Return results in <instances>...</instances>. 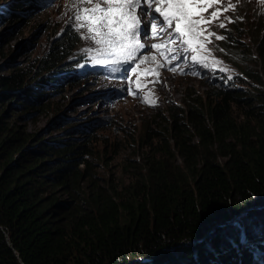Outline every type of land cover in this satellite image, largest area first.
Instances as JSON below:
<instances>
[{
  "label": "trees",
  "instance_id": "obj_1",
  "mask_svg": "<svg viewBox=\"0 0 264 264\" xmlns=\"http://www.w3.org/2000/svg\"><path fill=\"white\" fill-rule=\"evenodd\" d=\"M2 12L12 19L23 8ZM77 40L65 30L37 64L0 67V264H260L264 213L241 217L239 232L184 242L203 234L214 212L237 213L264 201V32L231 42L247 86L188 88L180 105L146 120L140 145L111 156L96 151L108 142L99 132L46 138L7 111L19 108L12 112L19 117L39 109L38 88L46 89L47 73L67 64ZM91 125H81V133ZM129 149L135 160L126 168L129 182L99 175ZM246 221L256 225L245 227Z\"/></svg>",
  "mask_w": 264,
  "mask_h": 264
},
{
  "label": "rangeland",
  "instance_id": "obj_2",
  "mask_svg": "<svg viewBox=\"0 0 264 264\" xmlns=\"http://www.w3.org/2000/svg\"><path fill=\"white\" fill-rule=\"evenodd\" d=\"M53 1L54 0H51L43 6L40 0H0V6H5L13 2V4H11L13 8L22 7L23 11H25L24 14L15 16L0 24V48L4 46V53L0 54V67L9 72L16 67L35 65L37 60H39L52 45L54 38L59 37L69 28L76 31L77 39L79 40L75 55L73 56L74 62L92 58L95 45H91L93 40L87 30L80 29L74 19H67L64 15L61 16V14L58 13L60 8L50 4ZM59 1L61 9L67 17H72L74 15L73 12H70V8L73 5L83 6V9L91 7V4L86 3L85 0ZM95 2L96 0H94L93 3ZM231 2L235 3L231 5V7H228ZM217 8L221 9L222 12L219 19L213 24L203 25V28L207 31H205L203 36L199 37V40L204 45L213 49L217 54L225 53L228 58L236 57L232 55L231 51L235 50L237 46H233L231 42L234 41L238 45L240 44V40L243 42H251L258 33L264 32V0H221L220 3L213 4L209 7L208 11L203 13V17L205 19H211V12L215 11ZM225 8L229 10L224 12L223 9ZM200 18L199 16H194L192 19L198 20ZM220 23L226 24L227 27L225 29H220L218 27ZM213 31L216 32L217 35L225 36L226 39L220 41L215 37H208V32ZM232 31H234V33H231ZM209 40L211 42H209ZM6 44L8 46H6ZM225 48H227V50H224ZM154 50H152V52H154ZM152 55L153 54L148 53V56ZM159 60V64H161V59ZM214 63L220 64L221 62ZM132 68H135V71H130L131 75L140 71L138 66H133ZM90 69L97 70L98 66L91 65ZM226 72L231 73V76L228 79L219 80V84H224L227 81H230L231 85L236 83L234 78L236 71L230 67L225 71H216L215 78L219 79L224 76ZM211 76L212 75L207 79H210ZM144 79L146 80V85L140 94L146 97L145 99H152L149 100L148 104L144 107H140L131 101L126 103L128 101V95L125 94L124 89L126 85H130L127 80L119 82L118 86L110 85L112 93L122 95V100L125 101H121L116 105L118 96L107 98L100 95L107 87L97 84L102 78L91 75L88 81L80 84L69 85L66 81L60 88L56 89L55 92L47 95L45 93L49 92L47 89L43 90L42 88H38L39 95L42 96V99H40L42 102L38 110L22 112L19 114V117H17V115L14 117L12 112L20 111L21 109H7V111L9 117L19 120L23 127L30 130H38V132L46 138L54 136L65 138L72 135L83 139L84 136H93L95 132H99L100 138L104 136L107 138L108 142L98 144L96 151H107L109 156H111L110 154H113L114 149L121 148L123 151L133 144L140 145L142 140L138 137L141 136L145 128L146 120L152 118V115L158 110L167 112L171 104L180 105L184 100L188 88L204 91L206 88L214 85L199 80V78H178L173 81L169 80V85L168 81L160 75L150 76L147 74L144 76ZM154 82H158L159 86H155ZM211 82H213V80H211ZM162 97L165 98L160 107L149 108V106L159 101ZM45 107L46 110H43ZM89 122L92 123L91 126H93V129H87L86 125L85 129H83L85 132L81 133L82 129H80V126ZM75 126L78 127L72 131V134L68 133V129ZM133 133L136 137L135 140L131 136ZM130 156V149L126 152H122L116 160H111L110 163H106L104 166L100 167L99 175L104 178H108L109 176L115 177L119 183L123 181L125 183L129 182L131 175L125 174L126 168H130L135 162L134 158ZM261 203H264V201ZM257 211H259V215L263 217L262 213H264V207H261ZM234 221L235 223L228 225V227L222 231L233 234L234 228H237L239 232L240 229L236 222L241 221V218L235 217L233 222ZM248 222L252 225L254 221H246L244 223L245 227ZM253 225L256 224L253 223ZM257 225L260 226V224ZM251 230L252 229H250V231ZM211 231L212 228L207 230L206 234ZM221 234L222 233H217L216 235L220 236ZM248 235H250V233H248ZM226 237L225 235V238ZM199 238L197 241H195V239L184 242V244H200L203 242L204 238ZM184 244L181 243L168 247L169 249L177 250L178 247ZM205 244L208 246L209 242H205ZM138 258L143 259L144 257L140 256ZM133 262L134 261H132V263ZM260 264H264V260L260 261Z\"/></svg>",
  "mask_w": 264,
  "mask_h": 264
},
{
  "label": "snow or ice",
  "instance_id": "obj_3",
  "mask_svg": "<svg viewBox=\"0 0 264 264\" xmlns=\"http://www.w3.org/2000/svg\"><path fill=\"white\" fill-rule=\"evenodd\" d=\"M86 3H93L94 0H85ZM221 0H96L95 7L85 8V13H100V15H85L83 18L80 15L75 17V20L81 19L87 21L92 25L88 28L90 33L94 35L91 39L96 45L108 44L107 55L113 57L110 60L112 64L122 65L129 64L130 61H135L138 50L139 54L142 55V50L148 47L149 51L153 48H161L162 45H145L140 41V35L143 32L145 39L149 36H155L157 29V21L160 22L161 26L167 24L169 28L172 27L173 21H175L174 33L180 34L186 39L183 41L184 44L191 46L192 52H197L199 48L203 47L198 38L203 36L205 31L203 25L213 24L219 19L222 14L221 9L217 8L211 12V19H205L203 13L207 12L209 7L213 4L220 3ZM101 3L106 5H119L121 7H101ZM155 3L158 5L154 9L153 14L152 5ZM160 5H167V8H162ZM203 5V7H200ZM127 6V7H122ZM139 7L140 12L137 14L135 8ZM231 7V5H230ZM229 9H223L227 12ZM194 16L201 17L198 20H193ZM162 17V19H160ZM147 23V28L144 27ZM79 28H84L85 24H79ZM220 29H225L227 26L224 23L218 25ZM106 29V32H102L100 29ZM97 37H100L97 39ZM109 37V39H105ZM208 37H215L217 40L223 41L226 39L223 35H217L216 32H208ZM173 43H175L176 36H172ZM209 42H211L209 40ZM188 49H184V59H187ZM173 59H179V57H173ZM192 61H197V56H192ZM202 67L207 68L206 63L202 64ZM129 70L135 71V68H125L124 71L127 73ZM175 71V67L169 69ZM220 71H223L221 69ZM139 87V84H137ZM129 94H133L131 89H127Z\"/></svg>",
  "mask_w": 264,
  "mask_h": 264
},
{
  "label": "clouds",
  "instance_id": "obj_4",
  "mask_svg": "<svg viewBox=\"0 0 264 264\" xmlns=\"http://www.w3.org/2000/svg\"><path fill=\"white\" fill-rule=\"evenodd\" d=\"M40 2H41V0H40ZM11 4H13V2H11ZM11 4L5 5V6H8V10L10 12L12 10V7H11L12 5ZM41 4H43V3L41 2ZM43 6H44V4H43ZM0 7H4V6H0ZM24 13H25V11H23L22 14H24ZM10 16H11V13H7L6 17L3 16V15H0V24H2V22L7 21V19H9ZM75 35H76V38H77V33H75ZM185 39L186 38L184 37L183 40H185ZM194 39H198L199 40V38H196V37H194ZM78 43H79V40H77L76 46L72 49V51L66 57L67 64L65 66L59 67L57 69H52L49 73H47L45 78L48 77V80L45 83V88L49 92L53 93V92H55L56 89L60 88V86H62L66 81H67V83L69 85L80 84V83L88 81L89 77L91 75H94V76L102 78V80L100 82H98L97 84H99L101 86H104V87H107V89L104 90L102 92V94H100V95L105 96L107 98H114V97L118 96V98L116 99V105L119 104L121 101H123L122 100V95H120L118 93H112V91L110 89V85L118 86L119 82H121V81L124 82L129 77H131L130 73H128V72L125 73L124 72V75H122L120 77L109 78L108 82H106L105 78H103V77H101L99 75L90 74L89 71H84L83 70V73H79L77 71V64L70 63L69 60H68V57L70 55L75 54V51H76L77 46H78ZM200 43H202V42L200 41ZM187 46L191 49V46H189V45H187ZM194 46L198 47V51L197 52H199V50H201V49L203 50L206 47V45H204V44H203L202 48H199V45H194ZM224 50H227V48H225ZM231 53H232V55H234L236 57L228 58L225 55V53L217 54L214 51L213 60L220 56L226 62V65L222 68L224 71L227 68H229V67L236 71V74L234 75V78L236 80V87H233L230 82H227L225 84H219V80L221 81L222 79H228L231 76V73H227V72L224 74V76L220 77L219 79L215 78V74H213V76H211L210 79H207L208 77H202L199 80L205 81L206 83H209V84H214V85H219V86H228L229 88H243V87L247 86L246 83H245V80H248L249 77H248L246 71L243 69L244 65L240 63V58L235 54V50L231 51ZM55 72H56V74H55ZM173 73L174 74H182V75L173 76L172 72H169V74L165 77V80L168 81V85H169V80L173 81V80L178 79V78H193V79H196V77L191 76L193 74H191V73H189L187 71H185V72H177V71H175ZM132 77H141V78L137 79L134 82L133 85H129V86L126 85L125 86V89H124L125 90V94L128 95V101L126 103H129L131 101L132 103H134V104H136V105H138L140 107H144L145 105L148 104L149 100H152V99H149V98L145 99L146 97H143V95L140 94V92H142L143 88L146 85L144 83L145 80L142 79V74L140 72H138L136 74H133ZM211 80H213V82H211ZM43 82H45V80ZM137 84H139V87H137ZM154 85L155 86H159V83L158 82H154ZM129 88L130 89L137 88V90L134 91V92L131 91L133 94H129V92L127 91V89H129ZM164 98L165 97H162L159 101H156L153 105L149 106V108L160 107L163 104ZM123 102H125V101H123ZM90 123L91 122L86 123V124H90Z\"/></svg>",
  "mask_w": 264,
  "mask_h": 264
},
{
  "label": "water",
  "instance_id": "obj_5",
  "mask_svg": "<svg viewBox=\"0 0 264 264\" xmlns=\"http://www.w3.org/2000/svg\"><path fill=\"white\" fill-rule=\"evenodd\" d=\"M261 207L262 208L264 207V203L260 202V203H257L255 205H252L246 209H242L241 211H239L237 213H234L232 210H229L223 214L220 212H214L213 214H211L210 220L205 224L206 228H205L204 233L201 234L200 236H198V238L200 237L199 239H202V238L205 239L209 235H211V233H213L214 231H218V230L220 231V230L226 229L228 227V225L235 223V221L233 222L235 217L241 218L245 214L249 215V214H252L254 212L259 213V211H257V210L260 209ZM249 218H253V217H249ZM210 228H212V231L206 234L207 230H209ZM198 238H195L196 240L195 239L194 240L197 241ZM167 248H169V247L167 246ZM160 251H161V249H159V251H157L155 253V255Z\"/></svg>",
  "mask_w": 264,
  "mask_h": 264
},
{
  "label": "bare ground",
  "instance_id": "obj_6",
  "mask_svg": "<svg viewBox=\"0 0 264 264\" xmlns=\"http://www.w3.org/2000/svg\"><path fill=\"white\" fill-rule=\"evenodd\" d=\"M70 6H71V4H70ZM91 7H93V3H91ZM93 65H95V64H93ZM96 66H98V65H96ZM98 71H105L106 70V68L104 67V66H98V69H97ZM97 70H95V71H97ZM139 78H141V77H130L128 80H127V82L128 83H130V85H133L134 84V82L137 80V79H139ZM125 84H126V82H125ZM146 95V94H145ZM147 96V95H146Z\"/></svg>",
  "mask_w": 264,
  "mask_h": 264
}]
</instances>
